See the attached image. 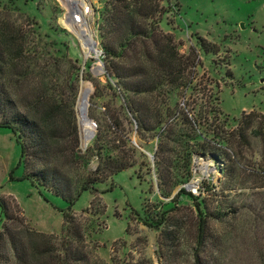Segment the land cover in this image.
Listing matches in <instances>:
<instances>
[{"label": "trees", "instance_id": "1", "mask_svg": "<svg viewBox=\"0 0 264 264\" xmlns=\"http://www.w3.org/2000/svg\"><path fill=\"white\" fill-rule=\"evenodd\" d=\"M180 10L178 0L105 2L98 37L107 81L102 83L91 76L84 79L94 84L93 105H99L106 95L108 101L99 107L103 113L100 112L102 118H96L95 136L81 152L75 127L80 77L77 61L69 56L64 41L58 39L61 35L56 28L49 25L43 31L22 10L19 0L0 1V128L10 131L20 148L23 179L38 190L44 189L69 202L63 212L61 235L53 237L25 227L24 218L17 216L9 201L0 197L4 215L0 264H96L85 250V235L71 208L82 191H89L92 199L83 213L101 217L104 205L101 197H96L101 195L96 185L106 183L119 172L141 167L137 163L138 151L128 146L130 139L122 128L125 123L134 126L140 140L155 141L151 158L160 196L168 198L183 186L158 211L144 204L143 214L136 213L142 225L161 230L157 241L160 259L165 264H175L172 256L176 250L171 251L180 245L182 231L191 235L193 264H205L201 255L208 248L221 252V241L210 235L209 226L212 221L225 218L230 210L209 208L210 199L222 194L213 191L215 187L208 181L203 184L209 195L206 198L202 188L196 196L185 188L191 176L192 157L214 153L219 160L220 156L227 158L224 164L215 162L224 180L233 181L237 164L234 166L225 150L231 141L246 143L250 131L262 136L264 148V115L243 114L236 130L226 139L217 126L211 129L208 117L178 106L177 96L192 90L199 61L195 49L181 54L170 32ZM163 23L167 28H162ZM199 45L205 54L217 52ZM211 112L214 116L221 114L219 108ZM254 121L257 126H252ZM217 138L219 141L215 142ZM67 140L71 147L63 148ZM92 158L97 159V164L90 170ZM64 159L73 166L69 171H74V180L60 170L59 160ZM257 175L264 179V170ZM186 199L191 206L183 205ZM180 211L186 213L174 218ZM91 221L90 226L95 229L97 221ZM110 264L143 262L135 263L125 254L120 262L110 257Z\"/></svg>", "mask_w": 264, "mask_h": 264}, {"label": "rangeland", "instance_id": "2", "mask_svg": "<svg viewBox=\"0 0 264 264\" xmlns=\"http://www.w3.org/2000/svg\"><path fill=\"white\" fill-rule=\"evenodd\" d=\"M88 1L91 11L87 21L95 46L102 52L99 60L93 55L85 58L79 36L61 23V19L68 13L77 14V10L82 6H73L70 10L64 0L63 3L61 0H19V6L39 23L43 31H47L49 25L59 31L61 37L58 36V39L64 41L69 56L77 61L80 68L78 96L81 80L89 83L92 88L88 114H91L89 117L97 128L96 118H102L100 112L103 113L102 107H99L106 103L107 95L104 100L98 102L99 105H93L91 97L94 84L84 78L91 76L102 83L107 81L106 76H94L91 72L96 64L104 67L98 30L101 12L107 0ZM178 1L180 16L170 32L177 40L179 52L187 54L190 48L195 49L199 61L194 69L192 90L177 96L176 102L179 107L184 106L192 113H202L208 117L211 129H216L217 126L218 131L222 130L223 138L228 139V134L236 130L243 114L254 112L264 115V0ZM80 2L85 5L83 0ZM168 19H171L170 15ZM165 25L163 23L162 28L165 29ZM199 43L208 50L214 49L217 52L215 55L205 54L201 51ZM77 99L75 127L79 149L84 152L86 149L80 142ZM214 108H219L221 114L214 116L211 112ZM252 126H257V123L254 121ZM122 128L124 134L128 133V146L138 151L137 163L142 164L141 167L124 170L113 175L106 183L96 185L101 194H96V197H101L104 205L101 217L83 213L89 208L92 199L89 191H82L76 197L71 210L85 235V250L92 263L110 264V257L120 262L126 254V257L135 263L142 261L144 264V261H151L152 263L146 264H165L160 259L157 242L161 230L142 225L136 213L143 214L144 204L158 211L162 205L171 201L183 186L177 188L168 198L160 196L151 158L155 141L140 140L133 131V125L125 123ZM261 137L250 131L246 143L236 144V140L229 142L225 152L230 161L235 163L234 166L237 164L233 181L224 180L220 167L215 162L219 159L214 153L192 157L188 183L194 186L189 191L196 196L202 188L204 197H209L206 186H203L204 181H208L206 183L215 187L213 191L222 194L213 201L210 199L212 203L209 208L230 210L225 218L210 223L209 233L221 241V252L217 253L216 249L208 248L201 255L205 264H217L218 261L220 264H262L264 261V179L257 175L259 171L264 170ZM218 141L217 138L215 142ZM63 145V148L71 147L69 140ZM20 156V148L12 133L0 128V197L9 201L17 216L24 218L25 227L38 233L59 237L64 223L63 212L68 208L69 202L44 189L38 190L28 179H23L25 170ZM220 157L219 161L224 164L227 158ZM59 162L60 170L73 179L75 173L69 171L70 168L73 169V166L68 165L69 160ZM96 164L97 159L92 158L90 170L94 169ZM183 205L191 206V201L186 199ZM185 213L186 211L177 212L174 218L182 217ZM91 218L97 221L95 229L90 226ZM3 220L4 215L0 208V228ZM182 233L179 238L180 245L171 251L172 253L176 250L172 257L175 264H193L194 244L190 242L191 235L184 234L183 231Z\"/></svg>", "mask_w": 264, "mask_h": 264}, {"label": "bare ground", "instance_id": "3", "mask_svg": "<svg viewBox=\"0 0 264 264\" xmlns=\"http://www.w3.org/2000/svg\"><path fill=\"white\" fill-rule=\"evenodd\" d=\"M66 5L69 7V9H73V6L78 8L79 6H82L81 9L77 10V14L79 15V22H75L72 23L69 20V13L61 19V23L67 27L68 29L71 30V32H73L74 34H76L77 36H79V38L81 39V48H82V52L85 56V58H87L90 55H93L96 59H98V49L96 48V46L94 47L92 45V40H93V36H92V32L90 30L88 21H87V16L89 14L88 11L87 14H85L84 11V7H88L89 6V1L88 0H83L85 2V6H83L84 4H82L80 2V0H64ZM93 70L98 71L99 75H104V72L101 71V66L100 64H96L93 66ZM92 92V88L90 86L89 83H84L82 82L81 84V91H80V104H79V110L81 111L82 109V105L89 99L90 95ZM92 131V127L90 125H88V123L85 120H82L81 123V128H80V136H81V140L83 145L88 143V137L90 135Z\"/></svg>", "mask_w": 264, "mask_h": 264}, {"label": "water", "instance_id": "4", "mask_svg": "<svg viewBox=\"0 0 264 264\" xmlns=\"http://www.w3.org/2000/svg\"><path fill=\"white\" fill-rule=\"evenodd\" d=\"M62 1V3H63V0H61ZM69 20H70V22H72V18H73V14L70 12L69 13ZM93 46L95 47V44H93ZM101 71L102 72H104L105 73V71H104V67L101 65ZM92 74L94 75V76H99V73H98V71H96V70H93L92 69ZM82 82H83V80H81ZM92 93V92H91ZM80 93H79V96H78V99H77V104H76V110H77V114H78V122H79V133H80V128H81V123H82V120H85L87 123H88V125H90L91 127H92V131H91V133H90V135H89V137H88V143L87 144H85V145H83V143H82V140H81V136H80V142H81V146L84 148V149H86V147L88 146V144H89V142L94 138V136H95V133H96V126H95V124L92 122V120H91V118L88 116V106H89V99L87 100V102H86V104L84 103L83 105H82V109H81V111L79 110V104H80ZM90 98V97H89ZM194 185L193 184H191V183H188V184H186L185 185V188L187 189V190H189L190 188H192Z\"/></svg>", "mask_w": 264, "mask_h": 264}, {"label": "built area", "instance_id": "5", "mask_svg": "<svg viewBox=\"0 0 264 264\" xmlns=\"http://www.w3.org/2000/svg\"><path fill=\"white\" fill-rule=\"evenodd\" d=\"M85 6V5H84ZM90 8H89V6L87 7H84V11H85V14H87L88 13V11H90L89 10ZM75 22H79V15L78 14H74L73 15V18H72V23H75ZM93 44H95L96 45V43L92 40V45ZM97 48V47H96ZM102 54V52L99 50L98 51V60H99V57H100V55Z\"/></svg>", "mask_w": 264, "mask_h": 264}]
</instances>
